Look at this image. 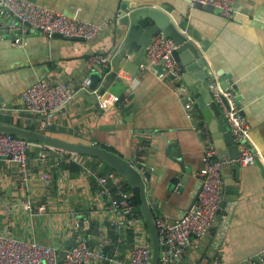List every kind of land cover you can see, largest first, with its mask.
<instances>
[{
    "label": "crops",
    "instance_id": "1",
    "mask_svg": "<svg viewBox=\"0 0 264 264\" xmlns=\"http://www.w3.org/2000/svg\"><path fill=\"white\" fill-rule=\"evenodd\" d=\"M33 1L85 21L108 22L109 26L91 40L62 34L48 39L25 23L23 31L14 30L12 34V15L0 9V29L8 30L0 35V120L19 116L26 122L28 113L20 96L38 80L63 81L79 90L87 76L92 79L100 73L90 66L91 58L109 51L111 70L117 52L119 20L132 8L145 5L160 9L176 25L186 21L197 45H206L208 51L203 54L209 64L232 74L242 96L241 110L252 127L249 143L257 159L254 164L242 166L236 200L230 202L222 220L215 218L207 234L187 250L185 261L214 264L217 258L221 264H230L257 254L264 247V0H236L237 13L232 18L215 8H192L189 0ZM125 74L132 79L131 95L127 94ZM119 76L123 80L113 83L110 94L122 100L112 105L109 112L79 96L80 91L64 110L55 114V125L49 133L69 141L107 146L131 161L139 162L137 154L141 152L140 163L151 174L148 197L156 215L174 222L196 205L202 189L200 171L208 136L215 142L213 132L184 80L180 89L171 80H159L153 72L142 74L139 70L132 77L121 68ZM188 99L194 101L190 111L184 106ZM189 113L195 115L194 119H190ZM68 154L45 145L32 147V178L26 189L19 186L18 165L0 157V233L64 249L73 245L79 234L96 244L95 231L80 226L79 221L83 216L90 225L107 222V205L95 176L109 171L93 157ZM68 161L82 168H64ZM231 171L227 170L230 180ZM43 173L54 175L49 185L41 178ZM26 197L33 209L21 205ZM40 204L47 205L46 214L37 212ZM223 229L225 233L221 235ZM128 238L132 240L130 235Z\"/></svg>",
    "mask_w": 264,
    "mask_h": 264
},
{
    "label": "built area",
    "instance_id": "2",
    "mask_svg": "<svg viewBox=\"0 0 264 264\" xmlns=\"http://www.w3.org/2000/svg\"><path fill=\"white\" fill-rule=\"evenodd\" d=\"M189 1L192 8L198 5L201 8L211 6L228 18L235 17L237 13L236 0ZM0 9L13 16L14 19L9 24L12 30L23 31L22 23H25L48 39L55 34H62L91 40L109 26L108 22L85 21L33 0H0ZM119 18L120 14L117 15V19ZM16 43H20V40L16 39ZM177 47L178 44L172 38L161 34L153 37L147 47L146 57L140 65V73L153 72L159 80L163 82L171 80L170 82H175L177 87L183 89L180 64L173 54ZM111 57L110 51L96 54L91 58L90 66L99 72H105ZM124 76L128 86L127 94L131 95L134 89L133 84L130 83L132 79L126 74ZM211 89L222 107L224 118L237 143L241 146V154L237 162L242 166L254 164L257 156L249 143L252 127L236 105L235 94L222 91L217 83L212 84ZM89 90L98 93L97 89L92 87L90 76L86 77L79 90H75L63 81L50 83L38 80L25 89L20 98L24 110L31 116L34 129L49 133L50 128L55 125L53 121L55 112L68 106L80 91ZM221 94L226 97L228 105L222 102ZM121 100L120 96L110 94L100 101V105L105 112H109L112 105L120 103ZM184 106L187 111L192 110L193 99H188ZM189 115L190 119H194L195 115L192 113ZM204 127L199 131L204 130ZM35 145L38 144L12 135L0 134V157L18 165L21 189L28 188L32 178L29 152ZM216 155L217 149L212 138L208 136L204 165L200 171L202 189L196 205L174 222L157 217L161 246L160 264H186L187 250L194 246L197 239L207 234L215 221L225 189L221 175V166L224 162ZM41 178L49 185L54 175L43 173ZM95 179L100 196L105 200L108 210L107 222H99L95 245H88L82 234L77 236L73 245L64 249L37 240L0 233V264H150L152 246L147 225L141 212L131 203L132 194L125 186L124 180L113 171L96 175ZM21 205L25 209H33L27 197L21 201ZM37 212L46 214L47 205H38ZM129 235L132 240H129ZM61 252H66L65 257L61 258ZM263 263L264 247L257 254L230 264ZM214 264L221 263L216 258Z\"/></svg>",
    "mask_w": 264,
    "mask_h": 264
},
{
    "label": "water",
    "instance_id": "3",
    "mask_svg": "<svg viewBox=\"0 0 264 264\" xmlns=\"http://www.w3.org/2000/svg\"><path fill=\"white\" fill-rule=\"evenodd\" d=\"M197 7L201 8L200 5ZM206 9L214 10L211 6L206 7ZM216 11L219 12L218 10ZM13 19L12 16L9 22ZM119 24L116 44L117 52L113 68L105 70V78L97 94L90 95L86 91H82L79 96L87 98L98 108H102L99 102L110 95L113 83L123 80L119 76L121 68L125 69L130 76H136L142 61L146 57L147 47L153 37L161 34L175 40L178 47L173 54L180 64L182 80H184L188 91L201 110L204 119L208 121L209 128L213 132L218 159L224 162L221 166V175L224 180L225 189L216 216L217 221L222 220L223 212L227 209L230 202L236 200V196L239 194L242 165L237 162V159L241 154V146L237 143L231 128L222 115V110L213 94L211 85L217 83L219 89L222 91L234 93L236 95V105L241 109L242 96L239 93L232 74L225 72L214 64H209L203 54V51H208L206 45H197L196 38L187 30L186 21L177 23L176 25L171 20V17L160 9L138 5L125 13L120 18ZM0 27H2L1 22ZM7 32V28L0 29V35ZM9 32L13 34L14 30L10 29ZM129 57L131 58L130 62H128ZM221 100L228 105L226 97L223 94H221ZM65 108L66 106L58 109L55 114ZM241 114L244 116L243 110H241ZM0 134L26 139L39 145H45L51 149L73 155L98 158L112 168L132 189H138L141 200L140 210L145 219L152 246L150 264H160L161 246L156 220L157 215L148 197V182L151 174L144 164L138 161H131L116 151L101 145L83 141H69L50 133L1 120ZM229 169L232 170V180H230V173L227 172ZM80 219L79 225L89 226L95 231L97 237L99 224L90 225L89 222L84 220L83 216H80ZM224 233L225 229L221 231V235ZM88 245L92 246L93 244L92 242H88ZM65 255L66 252H61L60 254L61 258L65 257Z\"/></svg>",
    "mask_w": 264,
    "mask_h": 264
},
{
    "label": "trees",
    "instance_id": "4",
    "mask_svg": "<svg viewBox=\"0 0 264 264\" xmlns=\"http://www.w3.org/2000/svg\"><path fill=\"white\" fill-rule=\"evenodd\" d=\"M104 76H105V72H100L99 74L94 75L93 78H92V87L93 88H98L100 86V84L102 83V81L104 79ZM21 115L24 116L25 114H21ZM202 117L203 116H201V118ZM10 120H11L10 119V116H5L3 119H1V121H4V122L14 123V124H17V125L26 127V128H32V129H34V124H33L32 120H31V116L29 114L27 115L26 122H24L25 119L23 120L19 116H16L14 118V120H11V121ZM104 147H106L108 149H111V148H109L107 146H104ZM141 154H142L141 152L137 154V158H138L139 162H142V158L141 157L143 155H141ZM94 159L97 160V162L99 163V165L100 166H103V168L105 170H108L109 172H111V171L115 172L112 168H110L107 164H105L104 162H102L98 158H94ZM63 167L64 168H67V169H70V170H73V171L74 170H79V169L82 168L80 165L76 164L75 162H70V161L66 162ZM103 174H105V173H103ZM124 182H125V180H124ZM125 186L127 187V189L132 194V196L130 198L131 203L133 205H135L138 208V210L141 212V210H140L141 200H140L139 190L138 189H132L126 182H125ZM141 214H142V212H141Z\"/></svg>",
    "mask_w": 264,
    "mask_h": 264
}]
</instances>
